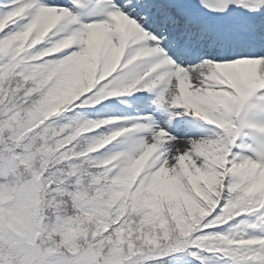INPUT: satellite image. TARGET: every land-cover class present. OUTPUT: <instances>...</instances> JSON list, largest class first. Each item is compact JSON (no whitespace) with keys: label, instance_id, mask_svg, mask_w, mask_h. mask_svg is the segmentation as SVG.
<instances>
[{"label":"snow or ice","instance_id":"1","mask_svg":"<svg viewBox=\"0 0 264 264\" xmlns=\"http://www.w3.org/2000/svg\"><path fill=\"white\" fill-rule=\"evenodd\" d=\"M0 264H264V0H0Z\"/></svg>","mask_w":264,"mask_h":264}]
</instances>
